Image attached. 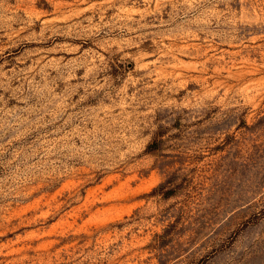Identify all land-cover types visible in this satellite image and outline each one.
Returning a JSON list of instances; mask_svg holds the SVG:
<instances>
[{
  "label": "rangeland",
  "instance_id": "1",
  "mask_svg": "<svg viewBox=\"0 0 264 264\" xmlns=\"http://www.w3.org/2000/svg\"><path fill=\"white\" fill-rule=\"evenodd\" d=\"M0 264H264V0H0Z\"/></svg>",
  "mask_w": 264,
  "mask_h": 264
}]
</instances>
